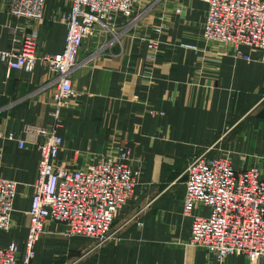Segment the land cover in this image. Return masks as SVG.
Here are the masks:
<instances>
[{
    "label": "crops",
    "instance_id": "crops-1",
    "mask_svg": "<svg viewBox=\"0 0 264 264\" xmlns=\"http://www.w3.org/2000/svg\"><path fill=\"white\" fill-rule=\"evenodd\" d=\"M66 9L65 0H45L42 18L29 23L38 53L63 50L66 27L58 15ZM206 9L205 0H142L128 28V19L116 14L114 42L97 25L76 56L72 93L59 107L55 77L41 63L31 72L7 71L0 61V177L17 183L0 246L14 241L18 256L25 249L37 143L44 139L36 129L43 127L62 138L58 163L85 168L124 144L140 172L110 240L67 237L65 225L47 221L30 264H246L244 255L219 260L188 244L191 218L182 211L184 170L194 154L227 155L235 170L255 165L264 171V54L241 46L249 56L243 59L230 45L204 42ZM17 23L23 20L0 0V51L11 47ZM220 48L225 54L216 56ZM196 212L209 214L202 205Z\"/></svg>",
    "mask_w": 264,
    "mask_h": 264
},
{
    "label": "built area",
    "instance_id": "built-area-1",
    "mask_svg": "<svg viewBox=\"0 0 264 264\" xmlns=\"http://www.w3.org/2000/svg\"><path fill=\"white\" fill-rule=\"evenodd\" d=\"M44 1L7 0L10 14L23 23L12 28V45L0 51V61L7 71L31 72L36 62L41 63L55 77L59 107L72 93L71 74L84 39L97 25L102 32L114 34L116 14L128 19L125 28L133 25L137 19L131 18L134 7L142 0H65L67 9L58 15L66 27L64 48L60 53L40 54L29 23L42 18ZM205 1L201 30L204 42L230 45L235 56L243 59L249 56L240 50L241 46L264 54V0ZM154 30L161 31L160 27ZM157 43L154 39L148 44L151 62L158 52ZM215 54L225 52L220 48ZM150 113L164 114L162 110ZM36 132L44 139L37 143L40 158L27 212L25 249L18 256L14 241L0 246V264H30L36 240L47 221L65 225L67 237H90L98 243L110 240L112 222L137 185L140 168L130 163L126 145L100 155L85 168H71L57 162L62 138L43 127ZM8 138L13 139V134ZM24 142L18 139L19 147ZM184 176L182 211L191 218L188 244L219 260L236 254L244 255L246 264L264 262V171L255 165L235 170L227 155L211 157L204 151L187 161ZM16 187V181L0 177V230L7 231L11 226ZM198 205L205 206L209 214H198Z\"/></svg>",
    "mask_w": 264,
    "mask_h": 264
},
{
    "label": "rangeland",
    "instance_id": "rangeland-1",
    "mask_svg": "<svg viewBox=\"0 0 264 264\" xmlns=\"http://www.w3.org/2000/svg\"><path fill=\"white\" fill-rule=\"evenodd\" d=\"M115 33H116V32H115ZM115 33L112 35V39L110 40V42H112V41L114 42V41L117 40V37H118L119 34H115ZM76 65H77V62H76ZM74 69H75V68H74Z\"/></svg>",
    "mask_w": 264,
    "mask_h": 264
}]
</instances>
